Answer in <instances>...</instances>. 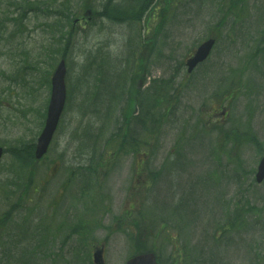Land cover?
Masks as SVG:
<instances>
[{"label":"rangeland","instance_id":"1","mask_svg":"<svg viewBox=\"0 0 264 264\" xmlns=\"http://www.w3.org/2000/svg\"><path fill=\"white\" fill-rule=\"evenodd\" d=\"M57 1L76 4L75 18L91 20L107 0H88L85 6L90 9L76 0L53 4ZM143 1L124 11H134ZM152 1L154 6L139 23L114 25L119 18L112 13L111 18L85 23L74 38L49 9L30 14L15 29V37L7 36L0 44V146L11 150L0 161V222L9 219L8 228L0 232V264H91V254L99 246L105 249V264H124L137 249L155 250L160 264H264V182L253 181L264 153V0ZM81 8L87 15H78ZM6 9L0 7V16ZM213 35L218 42L207 63L192 80L184 71L179 76L177 67L184 69L183 61ZM105 47L112 53L110 60L102 53ZM55 57L66 58L70 65L73 103L47 158L29 170L27 164L18 169L11 154L17 145L24 148L22 144L36 141L39 121L28 110L36 111L35 104L41 110L48 101L44 75L52 73ZM127 60L144 66L147 82L160 78L165 90L152 85L146 95L165 97V113L158 129L149 134L153 136H146L143 150L131 153L129 145L123 146L112 158V143L119 144L120 133L125 140L131 134L141 138L153 118L149 110L145 120L132 119L140 111L138 87L117 88L112 97L113 78L135 68L133 75L139 79L136 65L130 71L123 66ZM249 63L257 65L248 67ZM246 67L250 87L243 89V78H236ZM227 88L234 92L230 98L223 94ZM92 93L99 94V102ZM130 104L133 112L127 113L122 130V114ZM150 108L155 115L160 110ZM200 125L204 136L197 132ZM208 126L211 137L205 131ZM93 146L98 155H105L87 163L103 175L94 179L95 189L89 194L97 205L93 235L81 240L77 234L64 232L60 237L51 232L49 239L46 223L71 227L88 214L76 200L78 180L70 184L68 177L82 164L78 153ZM28 172L33 182L29 187L37 192L27 195ZM149 173L159 179L150 181ZM64 183L71 191L60 204ZM137 190L147 193L146 198L135 197ZM18 191L27 199L10 212L12 195ZM131 209L148 212L146 219L157 216L164 237L149 229L148 237H138V219L133 221Z\"/></svg>","mask_w":264,"mask_h":264},{"label":"water","instance_id":"2","mask_svg":"<svg viewBox=\"0 0 264 264\" xmlns=\"http://www.w3.org/2000/svg\"><path fill=\"white\" fill-rule=\"evenodd\" d=\"M212 45V41H209L203 44L198 52L196 53L195 57L189 61L190 67H192L197 61L204 58L207 52L210 50ZM62 67L59 68L57 71L54 79H53V89H52V98H51V105L49 108L48 119L46 128L39 140V144L37 147L36 154L38 156L42 155L47 147V144L50 140L52 132L55 128V124L61 109V105L64 99V86H63V79H62ZM1 155V150H0ZM264 176V161L262 162L261 166L259 167L258 179ZM96 262L98 263V254L95 255ZM127 264H154L153 258L150 255L137 257Z\"/></svg>","mask_w":264,"mask_h":264},{"label":"trees","instance_id":"3","mask_svg":"<svg viewBox=\"0 0 264 264\" xmlns=\"http://www.w3.org/2000/svg\"><path fill=\"white\" fill-rule=\"evenodd\" d=\"M21 1H22V3H24V2H25V3H27V5H28V2H29V1H27V0H21ZM150 4H151V1L149 2V4H148V5H150ZM148 5H147V6H148ZM147 6H146V7H147Z\"/></svg>","mask_w":264,"mask_h":264}]
</instances>
